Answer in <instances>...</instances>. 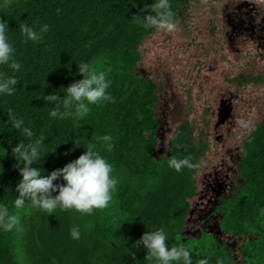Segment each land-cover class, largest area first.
<instances>
[{"label": "trees", "instance_id": "trees-1", "mask_svg": "<svg viewBox=\"0 0 264 264\" xmlns=\"http://www.w3.org/2000/svg\"><path fill=\"white\" fill-rule=\"evenodd\" d=\"M194 1L170 0L175 22L187 21ZM150 3L9 0L0 7V20L8 24L9 42L21 63L14 74L0 66V72L17 80L12 95L0 96V205L18 218L13 230L0 231V264H19V258L25 264H150L144 247L134 243L145 231L158 228L164 229L169 246L196 245L193 264L209 253V264H215L218 256L225 264H264V216L260 215L264 209V118L242 139L237 174L228 192L212 204L207 217L196 221L197 230L188 227L198 195L199 161L209 137L195 140L191 122L184 120L168 139L166 152L156 153L161 128L159 83L138 70L140 46L154 30L140 27L137 16L151 14L146 8ZM19 23L47 24L48 31L39 41H24ZM226 59L213 62L215 73L224 70L220 82L238 90L254 84L264 89V56H245L242 62ZM82 62L106 72L111 102L90 105L88 113L77 119L49 117L51 105L37 96L55 92L62 97L64 87L82 78L77 71ZM9 108L32 129L40 154H45L30 165L41 167L42 175L77 158L88 143L99 148L98 138L110 135L111 152L101 149L117 179L109 206L91 215L56 210L47 216L30 205L14 209L22 165L17 166L11 148L23 137L10 128ZM173 156H188L198 166L176 172L167 166ZM57 182L63 183H53ZM208 218L216 219V230L205 223ZM73 226L79 228L78 240L69 237Z\"/></svg>", "mask_w": 264, "mask_h": 264}, {"label": "rangeland", "instance_id": "rangeland-1", "mask_svg": "<svg viewBox=\"0 0 264 264\" xmlns=\"http://www.w3.org/2000/svg\"><path fill=\"white\" fill-rule=\"evenodd\" d=\"M8 1L0 0V7ZM190 8L187 21H176L173 31L154 30L145 37L138 70L159 83L157 112L161 128L157 155L166 152L168 139L184 120L191 122L195 140L203 135L209 137L196 174L204 206L189 214L196 218L201 209L209 207L213 189L220 185L212 180L214 174H219L215 177L224 185L228 182L224 174L234 176V170H230L234 167L233 156L255 123L264 118V89L254 84L238 90L219 81L224 70L211 72L215 69L213 62L218 64L227 57L242 62L245 56H264V39H257L255 34L257 26H264V0H196ZM214 98L219 115L211 120ZM228 107L231 121L225 122ZM214 126L218 128L213 132ZM210 225L217 229L215 222ZM18 261L25 264L21 258Z\"/></svg>", "mask_w": 264, "mask_h": 264}, {"label": "clouds", "instance_id": "clouds-1", "mask_svg": "<svg viewBox=\"0 0 264 264\" xmlns=\"http://www.w3.org/2000/svg\"><path fill=\"white\" fill-rule=\"evenodd\" d=\"M146 8L151 14L137 16L140 27L145 31L152 29L171 32L175 29L170 0H151ZM18 28L23 40L32 42L39 41L42 34L48 31L47 24L19 23ZM8 29L7 22L0 20V66H6L14 74L21 69V63L16 59L15 48L9 42ZM77 71L82 78L64 87L62 97L55 92L37 96L44 103L51 105L47 113L49 117L57 120L77 119L88 113L90 105L111 102L112 96L107 92L111 81L106 78L105 71L94 70L88 62L77 64ZM16 85L15 75L0 72V96L12 95L16 91ZM7 120L10 122V128L18 130L23 137V140L11 148L17 166L22 165L18 167L20 179L15 185L16 195L12 201L14 209L22 210L26 205H30L47 216L54 214L56 210H72L82 215H91L94 210L109 206L116 191L117 179L112 175L111 163L101 155V149L111 152L113 145L110 135L98 138L99 148L96 144L88 143L77 158L47 175H42L44 170L41 167H30L45 155L40 154L38 142L33 140L32 129L25 124L22 117H17L11 108L8 109ZM74 144L82 146L76 141ZM167 166L180 172L182 169H196L198 165L188 156L180 159L173 156L168 159ZM58 180L63 183H53ZM260 215L264 216V209L260 210ZM17 223V216L10 213L7 207L0 205V231H11ZM69 237L73 240L80 238L78 226L69 229ZM167 239L164 229L158 228L145 231L134 246L144 247L145 258L150 264H193V249L196 245L187 247L184 243H177L175 246H169ZM210 255L211 253L199 259L197 264H209ZM215 264H225V261L218 256Z\"/></svg>", "mask_w": 264, "mask_h": 264}, {"label": "flooded vegetation", "instance_id": "flooded-vegetation-1", "mask_svg": "<svg viewBox=\"0 0 264 264\" xmlns=\"http://www.w3.org/2000/svg\"><path fill=\"white\" fill-rule=\"evenodd\" d=\"M264 29V26H261V25H259V26H257L256 28H255V34H256V38L257 39H264V31L263 32H261V30H263ZM255 34H254V36H255ZM256 39V40H257ZM258 40V41H259ZM212 71H215L214 69L213 70H211V72ZM217 87L219 86V85H216ZM230 91H231V89H230ZM217 98V97H216ZM216 98H214L213 99V101H212V103H211V108H212V112H213V118L211 119V120H216L217 118H218V115H219V110L217 109V107H216ZM227 110V115H226V121L225 122H227V121H231V115H232V112H230V114H228V112H229V107L226 109ZM232 123H234V121H232ZM216 125H219V123L217 122L216 123ZM217 128L218 127H216V126H214L213 127V132L214 131H216L217 130ZM240 150H241V147H240ZM239 153H240V151H238L234 156H233V159H232V162H233V166L234 167H231L230 168V170H234L233 172H234V176L233 177H231V175L227 172L226 174H224V177L228 180V182L224 185V182L223 181H217V180H220L219 179V177H215V176H219V174L218 173H215L214 174V176H213V178H212V180H215V182H217V183H220V185H218V186H216L214 189H213V194H212V196H213V198H211V202L209 203V207L207 208V209H201L200 210V212L198 213V216L196 217V218H193V217H189L190 218V220H189V225H188V227H191V228H193L194 230H197L198 229V226H197V220L198 221H200V220H202V219H204L205 217H207L208 216V213H210V210H211V208H212V204H214L215 203V201H217L220 197H223V195L224 194H226L227 192H228V190L230 189V187H231V185H232V183L234 182V180H235V176H236V174H237V172H236V169H235V163L237 162V159H238V157H239ZM233 168V169H232ZM199 200H201V201H199ZM204 206V203H203V199H202V195H200L199 194V192H198V195H197V197L194 199V201H193V205H192V209L190 210V214H191V212H193L194 211V208H201V207H203ZM216 221V219L214 218V219H211V220H209V218L205 221V223L208 225V227L211 229V230H215V229H213L212 227H211V225H210V223L212 222V223H214L215 221Z\"/></svg>", "mask_w": 264, "mask_h": 264}]
</instances>
